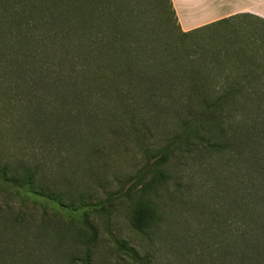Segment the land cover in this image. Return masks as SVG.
<instances>
[{
    "label": "rangeland",
    "instance_id": "374dc122",
    "mask_svg": "<svg viewBox=\"0 0 264 264\" xmlns=\"http://www.w3.org/2000/svg\"><path fill=\"white\" fill-rule=\"evenodd\" d=\"M17 1L120 41L108 61L124 81L77 97L45 44L0 40V165L32 167L65 196L0 179V206L27 217L2 214L0 264H224V85L264 93V23L185 36L165 0ZM244 3L264 13V0ZM148 202L155 216L140 228L132 215Z\"/></svg>",
    "mask_w": 264,
    "mask_h": 264
},
{
    "label": "trees",
    "instance_id": "16d2710c",
    "mask_svg": "<svg viewBox=\"0 0 264 264\" xmlns=\"http://www.w3.org/2000/svg\"><path fill=\"white\" fill-rule=\"evenodd\" d=\"M165 2L177 19L172 0ZM55 9L58 8L48 3L45 7L32 8L21 6L17 0H0V40L32 39L45 44L46 49L61 58L63 71L65 68L69 71L62 84L75 85L77 97H85L88 85H120L124 80L112 78L108 58L126 48H117L120 41L107 39L108 35L102 38L93 34V25L58 21L61 15L54 13ZM242 17L264 23L263 18L247 13L189 32L179 27L187 36ZM124 54L130 55V51ZM133 80L135 77L127 83L130 85ZM255 89L252 85H224V264H264V93ZM158 172V176L165 177L164 171ZM0 179L20 194L26 191L34 198L59 203L65 198L63 194H55L50 184L39 181L38 171L29 166L0 165ZM12 209L8 203L0 206V219L4 212H9L13 214L10 218L13 225L26 224L27 217L16 215ZM132 216L136 225L143 228L153 221L155 212L149 202L141 203Z\"/></svg>",
    "mask_w": 264,
    "mask_h": 264
},
{
    "label": "crops",
    "instance_id": "0c3cea01",
    "mask_svg": "<svg viewBox=\"0 0 264 264\" xmlns=\"http://www.w3.org/2000/svg\"><path fill=\"white\" fill-rule=\"evenodd\" d=\"M241 1L245 0H184L188 11L182 12L176 3H182L183 0H172V3L182 31L189 32L236 14L248 13L264 19V13L259 12L255 6L250 7L246 3V6L241 5ZM184 18L189 20L187 26Z\"/></svg>",
    "mask_w": 264,
    "mask_h": 264
}]
</instances>
